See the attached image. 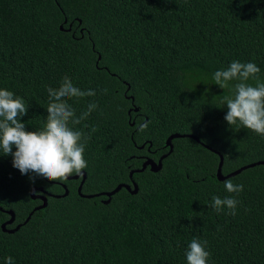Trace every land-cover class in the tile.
<instances>
[{"label": "trees", "instance_id": "16d2710c", "mask_svg": "<svg viewBox=\"0 0 264 264\" xmlns=\"http://www.w3.org/2000/svg\"><path fill=\"white\" fill-rule=\"evenodd\" d=\"M234 60L255 63L264 81V0H0V89L30 106L26 131L44 127L46 89L65 76L96 93L68 101L77 116L98 106L75 126L91 133L84 197L80 178L21 175L0 155V208L14 215L5 228L20 225L0 229V264H187L193 238L207 241L208 264H264V166L215 177L213 151L222 176L264 162V137L229 127L227 90L212 79ZM172 134L198 142L172 139L167 154ZM165 154L156 172L131 175L134 194H102L131 187L130 171ZM229 179L244 186L235 215L211 207L235 195ZM38 188L45 207L22 224L42 203L29 195ZM8 219L0 211V225Z\"/></svg>", "mask_w": 264, "mask_h": 264}, {"label": "clouds", "instance_id": "9594fccd", "mask_svg": "<svg viewBox=\"0 0 264 264\" xmlns=\"http://www.w3.org/2000/svg\"><path fill=\"white\" fill-rule=\"evenodd\" d=\"M259 73L255 63L234 60L226 69L216 71L212 79L223 92L227 90V94L220 96V103L227 108L224 119L229 127L247 129L264 137V81ZM250 80L255 83H249ZM46 90L49 98L46 123L41 130L26 131L21 118L27 115L30 106L13 92L0 89V155H11L12 166L21 175L33 173L53 182L66 180L87 167L84 151L91 133L85 134L75 126L87 119L98 106L91 102L87 110L77 116L68 101L96 93L92 89L81 90L74 86L67 76L57 88L48 87ZM96 130L93 127L91 132ZM224 187L229 194L235 195L223 199L213 196L211 207L217 213L226 208L228 214L235 215L239 203L235 196L243 191L244 186L229 179L224 182ZM206 247L207 241L193 238L185 252L187 264H208L211 254ZM4 264H14L13 258L6 257Z\"/></svg>", "mask_w": 264, "mask_h": 264}, {"label": "water", "instance_id": "95a60500", "mask_svg": "<svg viewBox=\"0 0 264 264\" xmlns=\"http://www.w3.org/2000/svg\"><path fill=\"white\" fill-rule=\"evenodd\" d=\"M184 137H185V138H191V139H193L194 141L198 142L197 138L194 137V136H191V135L172 134V135L168 136L167 139L165 140V146L168 148V152H167V154L170 153V152H171V149H172V146H171V143H170L171 140H172V139H176V138H184ZM140 148H142V147H140ZM213 152H214L216 155H218V159H219V161H218V165H217V169H216V172H215V177H216V179H217L218 181H222V180H224V179H226V178L232 177V176L238 174L240 171H242V170H244V169H247V168H251V167L256 166V165H263V166H264V162H256V163H252V164H248V165H245V166H243V167H240L239 169L235 170L234 172H232V173H230V174H228V175H226V176H222V175H221V172H220L221 165H222V157H221L217 152H215V151H213ZM167 154L161 156V157L158 159V161H157L156 163H154L152 160L147 159L146 161H144V162L141 164L140 169H138V170H134V171H130L129 174H128V177H129V180H130V183H131V187H130L129 185H126V184H120V185H117L112 191H110V192H106V193H102V194H103L104 196H106V197H110L112 194L118 192L120 189H125L127 192H129V193H131V194H134V193L136 192V185L131 181V175H132L133 173H138V172L143 171L146 167H148L149 171H151V172H156V171L160 168V161H161L162 158H164ZM78 178H80V182H79V184H78V187H77L76 191H77V194H78L80 197H84V196H82V195L80 194L81 185L83 184V181H84V179H85V174H84V172L81 171L79 174H74V175L68 177L66 180H77ZM61 187H62V189H63V194H62L60 197H64V196L67 195V190H66L65 186L62 185ZM131 188H132V189H131ZM34 191H41V189H40V188H38V189H31V190H30V193H29L30 198H31V199H39V200L42 201V203H41V205L35 207V208L29 213V215L26 217V219L24 220V222H23L22 224H24V223H26V222L28 221V219H29V217H30V215H31V213H32L33 211L45 207V204H46L45 198H43L42 196H39V195H35V194H34ZM94 196H97V195H94ZM85 197H86V198H90V197H92V195H90V196H85ZM107 202H108V200H107L105 203H107ZM0 211L5 212V213L9 216V219H8L6 222H4L3 224L0 225V229H1V231H2V232H7V233H12V232L16 231V230L19 228L20 225H16V226H15L13 229H11V230H7V229L5 228V226L10 225V224L13 223V221H14V215H13V213H12L11 211H3L1 208H0Z\"/></svg>", "mask_w": 264, "mask_h": 264}]
</instances>
